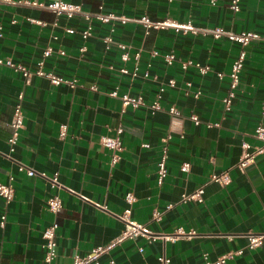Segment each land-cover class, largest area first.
Returning a JSON list of instances; mask_svg holds the SVG:
<instances>
[{"label": "crops", "instance_id": "1", "mask_svg": "<svg viewBox=\"0 0 264 264\" xmlns=\"http://www.w3.org/2000/svg\"><path fill=\"white\" fill-rule=\"evenodd\" d=\"M25 1L53 0L0 4V57L30 70L43 60L44 70L66 78L77 76L78 81L74 88L52 85L37 75L26 81L0 65V182L13 176L14 186L9 202L0 196V216L5 214L0 225V264H46L42 231L53 221L58 225L57 248L49 264H72L75 253L85 255L120 233L123 222L118 215L129 207L124 198L128 191L135 196L130 205L132 219L156 232L182 228L195 234L175 241L127 239L103 254L98 264H157L162 253L170 264H202L203 254L214 262L231 252L233 257L223 264H264V240L249 249L245 236L264 234V153L244 170L235 166L242 141L251 147L262 144L253 132L258 125L264 127V39L245 47L235 97L225 110L221 99L227 93V81L218 80L215 72L228 73L240 46L226 36L216 39L203 31L222 27L264 36V0H241L237 14L229 9L230 0H217L215 5L209 0H104L106 11L128 17L125 23L114 22L109 49L102 37L110 23L93 19L92 35L83 40L81 16L61 15L54 25L52 11ZM63 1L95 12L102 0ZM141 15L152 20H191L199 31L182 35L169 29H147L139 21ZM66 28L75 32L68 33ZM119 43L127 46L126 61L121 59ZM82 45L86 50L80 56ZM46 47L52 52L43 58ZM152 50L171 51L180 59L208 64L211 71L200 75L191 67L183 70L178 61L165 65L160 56H151ZM136 52H140L138 59ZM134 67L138 68L135 77L119 71L127 68L131 72ZM145 71L148 77L143 76ZM169 79H174L173 86ZM114 89L119 94L141 95L146 104L160 95L162 108L154 114L146 106L123 108L118 97L108 95ZM20 93L24 127L10 151L9 123ZM171 105L180 116L169 114ZM192 113L198 124L190 118ZM61 124H66L63 137L59 136ZM119 125L124 149L121 159L111 164L112 151L100 138L114 135ZM168 135V172L158 185L157 161ZM185 161L190 163L187 173L180 170ZM18 164L48 177L57 174L64 187L52 189L46 179L18 171ZM225 170L231 175L229 183L210 180L212 174ZM201 185L203 202L179 203L182 193ZM54 192L63 206L57 214L46 207V199ZM168 204L173 206L166 210ZM155 210L162 213L159 220H153Z\"/></svg>", "mask_w": 264, "mask_h": 264}, {"label": "built area", "instance_id": "2", "mask_svg": "<svg viewBox=\"0 0 264 264\" xmlns=\"http://www.w3.org/2000/svg\"><path fill=\"white\" fill-rule=\"evenodd\" d=\"M11 0H0V4L4 2H9ZM240 1L241 0H230L229 1V9L233 14H237L240 11ZM217 0H209L211 5H215ZM25 3L37 6V7H45L52 11L55 14L54 25H57L58 17L64 15L68 18L73 16H81L84 21V27L79 31L80 36L83 40L88 39L92 35L93 31V19L97 20L101 23H110L108 33L102 37V41L104 42L105 49L110 48V42L112 41V33L114 32V22L119 21L121 23H125L128 20V17L124 14H115L112 11H106L104 9V0L98 5V9L95 12L85 11L82 9L81 5L78 3L66 2L63 0H53L48 3L38 2V1H25ZM34 22H38L36 20H32ZM139 21L145 26V28H153V29H169L172 30L176 34L188 35V34H196L199 31V28L195 27L191 20L186 21H177L170 17H164L159 20H152L148 18L146 15H141ZM42 24V23H41ZM66 32L73 33L75 30L73 28H66ZM204 32H208L212 35L213 38H220L222 36L228 37L231 41L237 42L239 44V50L237 51L236 56L234 57L230 69L228 73H224L222 71H216L215 75L218 80H226L227 81V93L221 99L224 109L228 110L231 107L232 100L235 97V90L238 86L240 80V73L243 68V61L245 57V47L253 40H261L264 39V36L260 35L257 32L253 31H240L233 32L224 30L222 27H215L210 30H203ZM2 34L0 33V36ZM118 48L121 50V59L128 60L129 53L127 50V46L125 44L119 43ZM81 55L86 50L85 46L82 45L79 48ZM52 52L51 47H46L43 50L42 56L47 57ZM60 54H63V50H59ZM151 56H160L165 65H172L175 61H178L180 67L183 70H187L190 67L194 68L196 72L200 75H205L211 71V67L208 64H201L198 61L192 59H180L178 58L174 52H166L159 53L157 50L151 51ZM135 59L140 57V52H136L134 54ZM0 65L6 66L12 69L14 72H17L22 75V77L27 81L31 76L37 75L42 76L48 79V81L52 85H60L66 84L71 88H74L77 85L78 78L77 76H72L71 78H66L60 74H57L53 71H46L43 69V60L39 61L37 64V68L35 70H30L26 66L20 63L14 62L9 57H0ZM112 67V66H110ZM121 73H129L133 77L137 75L138 68L134 67V69L129 72L127 68H120ZM144 77H148V72L145 71L143 73ZM170 86H173L175 81L174 79H169L168 81ZM190 85V84H188ZM94 88V87H92ZM163 88H160L162 90ZM199 91L194 94V97L199 95ZM108 95L118 97L121 100L122 107L126 108L127 106H131L132 108H138L140 106H146L152 114L157 112L162 108L160 103V95H157L156 98L149 104H146L143 97L141 95L132 96L128 93L119 94L117 89H114L108 92ZM23 94L20 93L17 96V102L13 107V112L11 115V120L9 126L11 128V136L8 139L9 150L13 151L15 145L17 144L20 130L24 127V116L22 111V100ZM169 114L172 116H180V111L174 106L171 105L168 108ZM190 118L194 121L195 124H198L200 121L195 116V114H191ZM123 128L119 125L115 129L114 135H104L101 136L100 141L101 144L110 149L112 151L110 162L111 164H115L117 161L121 159V152L124 147L121 140V133ZM66 132V124H61L59 126V136L63 137ZM169 135L165 137L164 143L161 146L160 155L157 161V184L161 185L167 176V166L166 161L168 158V146L167 142L169 139ZM253 137L260 140L262 142L261 145L251 147L246 141L241 142V155L236 163V167L239 170H244L251 162L254 161L255 157L259 154L264 153V127L258 125L255 127L253 132ZM147 146L148 144H143ZM190 169V163L185 161L180 165V170L183 173H187ZM18 171H24L28 176H40L46 179L52 189H62L64 186L60 184L57 178V174H54L51 177H48L44 172H37L31 167L25 166L24 164H18ZM13 176H9V180L6 183L0 182V196L7 203L9 202L14 195V186L12 183ZM211 181L218 183L219 185H225L231 181V175L229 170H225L219 173L212 174L210 177ZM71 191V190H69ZM72 193H75L71 191ZM125 201L129 205L124 211L118 215V218L123 222V228L120 233L110 240L107 244L103 246H96L92 248L85 255H79L75 253L73 255L72 264H98L99 258L108 253L113 247L119 245L124 240L127 239H136V238H145L147 241L152 242L156 239H161L164 241H175L182 236L190 238L195 234L194 230L186 232L182 228H177L171 232H156L153 231L148 224L144 222H139L130 217V205L134 202L135 196L132 191H128L125 196ZM86 199V198H83ZM189 201L203 202V185L199 186L192 192H184L180 195L179 203L185 204ZM173 204H168L166 206V210L172 208ZM46 207L47 209L53 213L57 214L62 210V199L57 192H54L46 199ZM104 207V206H101ZM161 212L155 210L153 212V220H159L161 218ZM5 220V214L0 216V225L3 226ZM58 225L56 222H52L47 225L42 231V238L44 239V257L43 260L46 264H49L54 260L56 256V229ZM247 237V248L253 249L259 247L263 244L264 234H253L247 233L245 234ZM143 248L139 247V251H142ZM236 253H241V250H238ZM233 257V253H228L226 255L220 256L216 261L211 262L207 259V254H203V263L202 264H223L227 258ZM170 258L162 253L157 257V264H170Z\"/></svg>", "mask_w": 264, "mask_h": 264}]
</instances>
